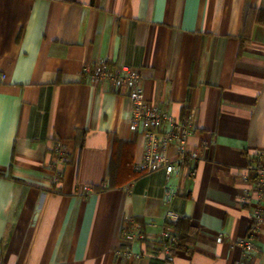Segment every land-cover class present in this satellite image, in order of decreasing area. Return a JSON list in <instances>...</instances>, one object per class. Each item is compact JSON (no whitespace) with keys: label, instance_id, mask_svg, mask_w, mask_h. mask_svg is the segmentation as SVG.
<instances>
[{"label":"crops","instance_id":"1","mask_svg":"<svg viewBox=\"0 0 264 264\" xmlns=\"http://www.w3.org/2000/svg\"><path fill=\"white\" fill-rule=\"evenodd\" d=\"M261 13L264 0H0V264H163L164 224L184 237L173 264H234L264 210ZM99 60L139 71L156 107L191 111L193 176L138 172L131 100L82 75ZM130 218L144 234L132 243ZM253 241L249 264H264V224Z\"/></svg>","mask_w":264,"mask_h":264},{"label":"built area","instance_id":"2","mask_svg":"<svg viewBox=\"0 0 264 264\" xmlns=\"http://www.w3.org/2000/svg\"><path fill=\"white\" fill-rule=\"evenodd\" d=\"M82 75L90 81H110L116 88L126 95L132 102V110L129 118L130 128L140 132L144 139V150L136 168L142 173H150L163 168L168 180L172 172H180L183 166H187L188 174L193 176L196 163L199 159L198 150L189 147V137L192 132L191 111L180 118L175 117L166 109L153 105L144 93L142 75L139 71L127 65H112L108 61L99 60L92 65H85ZM3 74H0V80ZM173 149V156L169 157L167 151ZM54 165L56 168L67 160V149L63 142L54 141L53 147ZM255 184L264 187V166H255ZM175 197V188L164 186L163 201L169 205ZM250 203V202H249ZM252 204L250 205V207ZM179 215L167 208L165 219L168 222L175 221ZM123 228V238L128 242L143 239L144 234L140 230L138 221L130 218ZM264 224V210L258 207L251 208V221L245 235L238 241L240 256L234 264H249L253 254L257 251L253 238L260 226ZM160 245V253L163 264H173L175 251L179 243L178 236L173 228L164 224L157 237ZM130 248L126 246L117 250L119 255H129Z\"/></svg>","mask_w":264,"mask_h":264},{"label":"trees","instance_id":"3","mask_svg":"<svg viewBox=\"0 0 264 264\" xmlns=\"http://www.w3.org/2000/svg\"><path fill=\"white\" fill-rule=\"evenodd\" d=\"M260 15H262V13ZM261 17H260V21H264V15H262ZM244 40H246V39H244ZM138 172L141 173V171H138ZM0 174H2V173L0 172ZM173 230L176 232V234L178 236L179 243L177 246H179L181 243H183L184 237L180 233H178L174 228H173Z\"/></svg>","mask_w":264,"mask_h":264}]
</instances>
